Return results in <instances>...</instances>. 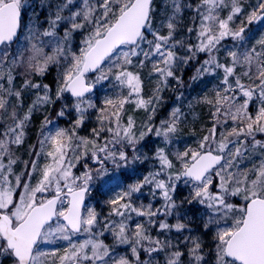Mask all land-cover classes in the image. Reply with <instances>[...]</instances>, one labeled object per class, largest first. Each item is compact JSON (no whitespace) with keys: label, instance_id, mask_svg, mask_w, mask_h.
I'll return each mask as SVG.
<instances>
[{"label":"snow or ice","instance_id":"snow-or-ice-1","mask_svg":"<svg viewBox=\"0 0 264 264\" xmlns=\"http://www.w3.org/2000/svg\"><path fill=\"white\" fill-rule=\"evenodd\" d=\"M185 10L187 36L177 38ZM261 29L264 0H163L162 8L156 0H0V264H160L161 252L164 264H264ZM193 62L191 82L216 83L197 101L210 126L181 150V109L154 118L170 81L182 87L177 73ZM149 64L155 86L145 98ZM105 83L118 92L97 102ZM129 104L146 114L139 125L124 120ZM40 109L49 114L39 150L17 174L13 146ZM65 117L69 126L59 127ZM114 170L137 178L115 185L102 216L87 199L97 186L112 191ZM146 188L149 202L137 204ZM180 188L187 193L178 200ZM173 231L183 239L173 243ZM119 246L127 252L117 254Z\"/></svg>","mask_w":264,"mask_h":264},{"label":"rangeland","instance_id":"rangeland-1","mask_svg":"<svg viewBox=\"0 0 264 264\" xmlns=\"http://www.w3.org/2000/svg\"><path fill=\"white\" fill-rule=\"evenodd\" d=\"M156 2H157V6L158 7L160 6V8H162L163 0H156ZM252 2L255 3V0H252ZM37 10H39V9L37 8ZM161 14L162 13H158L157 18H159V16ZM31 15H32V9L29 8V9H27V11L25 13V19L27 20ZM42 18H43V14H42ZM237 23H238V21H237ZM261 31H264V29H261ZM259 34H260V32L257 31L256 35L259 36ZM182 35L185 37L187 36L186 29L182 32H179L177 38H180V36H182ZM78 42H79V37H77V43ZM201 59H203V56H201ZM196 66H197L196 63L193 62V64H191L190 66H188L187 68L184 69L183 73H180V72L177 73L178 75H182V79L184 81V84L182 87L177 85L176 81H174V80L170 81V87L162 93L163 100H162L160 106L158 107L157 114L154 118V122L156 124H159L160 120L166 119L173 108L179 107L181 109L182 113L183 114L185 113V109L188 108L187 105L189 103V98L192 96L190 93V89L193 85L199 84V86L204 88V89L206 88L207 85L210 87V89L213 88V85L216 83V80L213 78H205L202 81H196V82L190 81V77L193 75ZM150 67H151V65L149 64V66L146 67L142 72V76L144 74L145 79L147 80L146 82H144V93L143 94H144L145 98H147L148 96H150L152 94V90L155 86V80L154 79L153 80L148 79V72L150 70ZM54 76H55V69L53 68L52 72L48 75L47 79H45L44 82L47 83L49 81H52ZM18 78L20 79V77H18ZM110 89H111V87L107 83H105L103 87L97 86V89L95 91V95L93 96V99L96 100L97 102H99V100H101L105 95L117 94V92H118L117 89H114L113 91L112 90L110 91ZM177 96H182V99L180 101H178ZM33 98H34V96L31 94H28L25 96V99H24V109L25 110L27 109V106L31 103ZM58 107H59V105H57V108ZM48 114H49V112L46 109H40V110L36 111L35 113H33L31 121L28 124L27 129H26V136L24 139V143L19 147L13 146V151H14L15 155L17 157H19V162L14 166V170L17 174H19L23 171V168H24L23 161L35 158L34 155L30 156L29 152L33 146H35V149L37 151L39 150L38 140L40 139L41 123L44 120V116L48 115ZM51 115L54 116V113H51ZM94 115L95 114H93V119L85 126V128H83L79 131L80 135H86L88 132V129L93 126ZM129 115H132L135 118L138 125L140 124V122L142 120H144L146 118L145 112L143 110L135 109V105H133V104H129L126 106V113L124 116L125 121L127 120ZM70 119H71L70 117L60 118L58 121V126L59 127H68L69 123H70ZM180 128H181V131L179 134L180 135L179 140L180 141L186 140L185 139L186 136H183L185 131L182 129L181 125H180ZM204 132H206V131H204ZM201 135H197V136L192 135V136L188 137L187 141H188L189 145H191V144L195 145L197 138ZM184 146L185 145H183L181 147V150H183ZM175 147H179L178 141H177V144L175 145ZM6 162L7 161L5 160V163ZM39 162H40V164H43L45 162L44 157H40ZM89 163H91V161H89ZM145 164H146L145 167H147V168L150 165L149 163H145ZM178 166L179 165H177V167ZM109 167H111V166H109ZM142 168H143V165L139 167L138 172L139 173H146L145 171L142 170ZM81 171H83L82 165H77L76 169H74V172H76V174H79ZM111 175L113 177H115V179H112L109 181V187L112 188V191L108 192V194H107L108 198L113 195L114 191L118 190V188L115 187V185L117 183H119L122 186L121 179L123 177L126 178L127 180H129L130 183L137 178L135 175H132L131 173L126 172V171H115L114 170L111 173ZM32 182L35 183V178L33 179ZM129 182L127 181V183H129ZM97 188H99V186H97ZM94 190H95V188L93 189V191L91 193V197L95 193ZM91 197L87 199V203L90 206H93L94 203H93ZM96 211L101 213L102 216L107 214V211L105 209L100 210L98 208V210H96ZM169 222L175 223L176 222L175 216L170 217ZM85 238H86L85 236L79 237V239H85ZM102 239H104L106 244H112L113 243L112 237L110 234L106 233L105 236L102 237ZM61 243H63V242H61ZM119 248L120 249H116L117 254H125L127 252L126 246H119ZM163 256L165 258V253H163Z\"/></svg>","mask_w":264,"mask_h":264},{"label":"trees","instance_id":"trees-1","mask_svg":"<svg viewBox=\"0 0 264 264\" xmlns=\"http://www.w3.org/2000/svg\"><path fill=\"white\" fill-rule=\"evenodd\" d=\"M33 2L38 4V0H33ZM184 2L186 4L187 3H194V0H184ZM184 15H185V19H184L182 25L180 26V32L184 31L186 29V25H188L190 23V17H189L191 15L190 11L185 10ZM19 77H20V79L18 78L17 84L21 83L23 80L22 75ZM142 77L144 79V82H146L147 80L145 79L144 74ZM111 90L113 91L114 89L111 88L110 91ZM209 90H210V87L208 85L204 89V88L200 87L199 84L193 85L190 89V93L192 96L189 98V103L187 105L188 108L185 109L184 117H183L182 124H181L182 129L185 131L183 136H186V138H185L186 140H181V141L178 140L180 149L183 145L189 144L187 141L188 137H190L192 135H194V136L201 135L204 131L207 130V127L210 126V123H209L210 113L208 110V106L205 104H201V103L197 102L198 99L200 97H202ZM191 145H193V144H191ZM148 163L150 164L148 168L145 167L146 164L143 165L142 170L145 172H147L149 170V168L151 167V162H148ZM127 181L129 182V180H127L126 178L123 177L121 179L122 186H126L128 184ZM94 191H95V193L91 197L92 201L94 203L93 206L95 207L96 210H98V208H99L100 210L105 209L108 212V208L104 206V201H106L108 199L107 194L109 191L105 187H99V188L95 187ZM144 192H145V195L143 197H141L139 200H136L137 204L141 203V201L144 204H147L149 202V198L147 196L148 189L146 188L144 190ZM186 193H187V189H183V188L178 189L177 199L178 200L181 199ZM160 204H161V201L158 199L153 201L154 206H159ZM151 234L155 237L157 235V232L155 230H153L151 232ZM167 235L170 239H172L173 243H175L177 239H180V240L183 239L182 236H179L174 231L172 233L167 234ZM185 235H187V233H185ZM160 238L164 239V236L162 235ZM117 249H120V248L118 247ZM155 259L158 260L160 262V264H164L165 258L163 256L162 252L157 257H155Z\"/></svg>","mask_w":264,"mask_h":264}]
</instances>
